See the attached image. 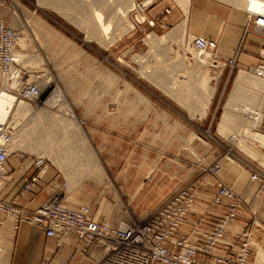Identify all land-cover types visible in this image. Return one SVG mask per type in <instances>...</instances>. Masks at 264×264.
<instances>
[{"label": "rangeland", "instance_id": "rangeland-1", "mask_svg": "<svg viewBox=\"0 0 264 264\" xmlns=\"http://www.w3.org/2000/svg\"><path fill=\"white\" fill-rule=\"evenodd\" d=\"M135 1L111 0V8L108 9L102 7L96 0H51L46 5L41 4L40 0H0L3 19L10 26L20 30V37H23L25 42L27 41L25 47L20 44L18 46V54L23 64L34 74L46 72V77L54 82L62 95V101L56 105L29 104L23 100L34 108L35 114H27L20 119L21 121L14 119L18 129L24 125L28 128L26 129L28 141H26L27 145L25 144L26 148H17L19 154L11 157L12 162L20 165V158H23L24 165H31L30 168L36 166V171L39 169L56 170L62 175L63 183L64 181L69 183L71 189L69 194L85 182L89 183L92 189L98 191L99 199L96 202L78 205L91 206L98 217L113 226L123 221L144 220L152 210L142 213L134 211L129 206L128 196L124 195L115 185L109 167L110 163L101 155L93 141L89 125L82 119L85 112L94 117V124L100 130H111L112 135L119 139L114 149L118 153L116 163L120 164V169L124 161L129 159V154H126L129 146L133 144L134 139L138 138V129L133 127L137 124L138 111L141 107L146 111L147 126L153 136L168 142L172 141L170 147L163 148L159 145L153 151L160 153L165 149V158L178 159L181 164L185 165L183 172L190 168L194 169L195 174L201 170L205 171L203 168L211 164L213 161H210L213 158H225L243 170L248 169L250 177V165L264 172V169L258 166L259 163L245 153L246 151L239 142L234 141L231 131L237 130V127L233 128L237 125L236 122L231 123V131L225 134L218 132V123L226 110L225 104L236 76L241 71L239 69H242V65L248 66L255 63L240 64L241 66L234 68L229 65L224 66L223 63L214 66L211 58L212 51L208 52L210 60L208 63L205 62L202 68L213 76L212 85H216V90L208 108L205 107L207 110L202 117L203 111L198 110H203L208 93L206 87L198 86L200 85L199 77L188 73L193 68L192 51L196 50L188 35L190 33L187 32L186 27L183 41L179 38H170L172 36L170 32L174 31L173 28L184 22L187 26L188 7L185 6L187 0H159L148 8L146 13L138 16L139 21L143 20L140 16L154 18L156 19L154 24H149L147 20L138 23L139 21L135 19V12L131 11ZM221 1L233 5L232 2ZM129 7L131 8L127 15L120 20V24H117L119 19L114 16ZM159 7H161L160 11H158ZM168 7L172 9L166 16L164 10ZM95 8H101L103 14L107 16L106 21H110L108 39L106 38L105 42L90 33L89 27L92 20H96L93 14ZM171 14L178 16L179 19L171 20ZM185 18L186 21H184ZM163 35H167V41H158L154 38ZM247 37L241 50L243 53L254 51L251 45L257 42V38ZM201 56L204 57L202 54ZM177 59H181L180 63ZM171 85L174 86L172 88L174 90L186 91L184 102L176 99L169 92L167 87ZM137 91L144 95V98ZM243 98L244 96L240 102L244 101ZM43 105L47 109H41ZM165 105H169L172 109V116L165 112ZM46 111L50 113L51 120L59 119L61 122L64 119H70L72 111L76 115L77 125L86 132L104 169H98L99 166L96 168L97 162L89 157L83 160L86 156H83L85 152L82 149H79L78 153L84 158L77 155L72 160L54 161L51 156L55 148L48 146L45 142V139L52 138V135L49 136V132L46 133L43 128L47 124H43L42 113ZM245 112L247 113V110ZM10 117L13 119L12 116ZM49 118L46 123L50 121ZM205 118L206 122L203 125ZM187 120L191 121L192 125H187ZM74 129L72 124L70 128L60 127L55 133L68 132L70 136ZM73 136L72 140L75 139ZM151 138L148 135V140ZM34 144L37 145L34 146ZM260 151L264 155L263 147ZM149 156L152 158L154 153ZM131 158L135 161L144 160L137 154ZM216 160L221 162L220 159ZM106 182H108L107 185ZM69 199H73L72 196H69ZM257 244L261 246L263 243ZM0 245L2 246V243ZM262 257L264 258V255L261 257L258 255V258Z\"/></svg>", "mask_w": 264, "mask_h": 264}, {"label": "built area", "instance_id": "built-area-1", "mask_svg": "<svg viewBox=\"0 0 264 264\" xmlns=\"http://www.w3.org/2000/svg\"><path fill=\"white\" fill-rule=\"evenodd\" d=\"M159 0H136L131 11L135 19ZM172 7L164 10L166 16ZM247 23L243 30V40L235 56L221 62L216 52L217 40L203 35L188 34L194 48L204 53L212 51L214 66H241L239 55L243 42L249 35H255L259 44L254 54V65H242V69L258 78L264 79V14L256 13L249 7L244 9ZM165 16V18H166ZM164 18V20H165ZM154 24L156 19L143 18L142 21ZM139 21L138 23H142ZM20 30L10 26L0 17V92L5 90L14 94L16 99L29 104L43 103L56 105L62 101L60 90L46 77V72L32 73L18 55ZM255 121L252 131L264 136V97L258 108L249 110ZM18 130L16 121L9 117L0 120V211L13 217L15 224L26 222L44 228L46 236L55 237L59 242L67 240L69 234L77 236L83 253L95 249L99 258L95 264H264V258H258L253 251L255 245L254 227L262 228L255 212L248 208V202L237 194L220 176L221 162L214 160L203 168L214 177L217 187L212 196L216 204L226 203L227 207L216 223L202 231H197L200 219L190 222L188 233L178 234L187 215L194 209L199 190L203 185L196 178L179 186L164 198L144 220L123 222L111 225L98 217L87 204L72 206L67 203L70 185L64 181L60 190L34 210L20 206L15 198L4 196L5 188L11 181L10 160L19 150L13 140ZM264 148V147H263ZM30 166H24L23 184L18 192L23 195L31 191L40 181L41 170L27 174ZM251 180L258 182L264 189V172L250 165ZM242 210H247L254 226L246 227L234 236L235 244L228 237V226L233 223ZM1 223V221H0ZM196 240H201L198 244ZM264 249V243L261 244Z\"/></svg>", "mask_w": 264, "mask_h": 264}, {"label": "crops", "instance_id": "crops-1", "mask_svg": "<svg viewBox=\"0 0 264 264\" xmlns=\"http://www.w3.org/2000/svg\"><path fill=\"white\" fill-rule=\"evenodd\" d=\"M158 9L160 11L161 7ZM188 13V33L217 40L216 51L221 61H226L235 55L242 44L243 30L247 23L246 12L243 8L221 0H190ZM0 17L4 18L1 11ZM170 18L173 21L179 19L174 14H171ZM249 36L257 38L255 35ZM247 38L243 42V46ZM258 44L257 38V42L251 45L254 51ZM254 51L241 52L239 55L241 64L256 63L257 57L253 53ZM165 108V112L172 116V109L169 105H165ZM82 119L89 125V131L101 155L110 163L109 167L115 185L124 195L128 196L129 206L134 211L144 213L153 210L179 186L199 177L202 179L203 185L200 187L194 209L187 215L178 234L188 233L191 229L190 222L196 218L200 219L197 231L211 228L218 217L225 212L226 203L212 202V196L217 189L214 177L203 170L195 174L193 168L183 172L185 165L181 164L178 159L165 158V149L160 153L153 151L159 145L163 148L170 147L172 141L168 142L153 136L147 126L145 109L139 107L137 124L133 127L138 129V138L134 139L133 144L129 146L126 153L129 154V159L124 161L121 169L120 164L116 163L118 153L114 149L119 139L112 135L111 130H100L94 124V117L89 113L85 112ZM205 120L206 118L203 125H205ZM186 124L192 125L189 120L186 121ZM148 135L152 137L151 140H148ZM161 142L162 144H160ZM151 153H154L152 158L149 156ZM136 154L144 160L135 161L132 159L131 157ZM216 159H220L222 163L221 178L248 202V208L255 212L264 227V189H260L258 182L251 180L248 169L243 170L225 158H213L210 162ZM22 160L23 158H20L19 165V163L14 164L11 158V181L5 188L4 196L15 198L20 206L34 210L60 190L63 178L56 170L43 169L37 186L31 191L19 195L25 166V162L23 163ZM256 161L259 163L258 166L264 169V165L260 161ZM36 170V166L29 168L27 174H32ZM69 196H72L73 199H69L68 203L78 205L96 202L100 195L97 190L92 189L89 183L85 182L77 189H73ZM0 221V243H2V246L0 245V264H95L99 258V253L95 249H91L87 254L83 253L80 250L79 239L73 233L69 234L67 240L59 242L55 237L46 236L44 228L40 226L26 222L16 225L13 217L2 211H0ZM251 226L254 225L250 213L247 210H242L238 218L228 226V237L237 244V239L234 237L236 233ZM254 240L256 244L253 246V251L260 257L257 243H264L262 228L254 227ZM196 242L200 244L201 240H196Z\"/></svg>", "mask_w": 264, "mask_h": 264}, {"label": "bare ground", "instance_id": "bare-ground-1", "mask_svg": "<svg viewBox=\"0 0 264 264\" xmlns=\"http://www.w3.org/2000/svg\"><path fill=\"white\" fill-rule=\"evenodd\" d=\"M49 1H51V0H40V3L43 5H46L49 3ZM96 1L100 2V5L102 7H106L108 9L111 8V0H96ZM226 1L232 2L233 5L235 4L238 7H241L244 9L249 7L251 10L256 11V13L264 14V0H226ZM51 5H54V4H51ZM133 5H134V2H133ZM185 6L188 7L187 8V14H189L188 11H189V6H190V0L186 1ZM130 8L131 7L127 8L126 10H121L120 12H118L119 14L117 13L118 15L114 16V17H116V19H119L117 24L121 23L120 20L124 19V16L127 15V12L129 11ZM93 14L95 15L97 21L94 19L92 20V24L89 27L90 33L92 35H95L98 39L104 40V42H105L106 38L108 39L110 21L109 22L106 21L107 16H105L103 14V11L101 10V8H95V11ZM140 19L142 20L143 16H140ZM184 21H186V18ZM126 25L128 26V24H126ZM129 27H130V24H129ZM186 27H187L186 23L184 22L181 25H178L175 28H173L174 31H173V33L170 32V34H172V36L169 35V36H171L170 38H173V39L179 38L181 41H183ZM169 36H168V38H169ZM156 37H157V35H156ZM156 37H154V38L157 39L158 41H163V40L167 41V35H163L159 38H156ZM26 42H25L23 37H20V39H19L20 45L25 47ZM208 52L207 53L206 52L201 53V52H199L198 49H196V50L193 49L192 53L194 55V62H191V64L193 65V68L190 70L188 69L189 74H192V76H198L199 77L200 85H198V86L202 87V88L206 87V90L208 93V96L206 97V100L204 101L203 110H198L200 112L203 111L202 114L200 113L202 115V117L204 116V114L207 110V109H205V107L208 108V105L210 104L212 97H213V94L216 90V85H212L213 76L208 71H206V69L202 68L203 64L205 62L208 63V61L210 60L209 59L210 53H208ZM201 54L204 55V57H202ZM21 55H22V53H21ZM187 57H188V55H187ZM166 59H168V58H166ZM183 59L185 60V56ZM169 60L170 59H168V61ZM179 60H181V59H179ZM179 60H178V63H180ZM182 62H184V61H182ZM220 64L221 63H219L218 66ZM181 76H183V75H181ZM162 81H163V78H162ZM183 81L184 80H182V82ZM173 87L174 86L171 85V86H168L167 89L169 90V92H171V94L174 95V97L176 99L184 102V100H185L184 94L186 91H184V90L181 91V90H177V89L174 90V89H172ZM137 92L140 94L139 91H137ZM141 96H142V98H144L143 97L144 95H141ZM243 96H244V98H243L244 101L240 102V100ZM263 97H264V79L258 78L253 74H248L245 71L241 70L238 73V75L236 76V80L234 82L232 91H231L230 95L228 96V100L225 104L226 110L224 111L222 118H221L220 122L218 123V132L225 134L226 132L231 131V129H232L231 123L236 122L237 125L233 126V128L237 127V130L231 131L234 141L236 140L237 142H239V144L246 151L245 153H247V155L250 158H252L254 160H259L260 163H262L264 165V155L260 151V149L262 147H264V136L256 134L255 132L251 131L252 129H250V128H252V126L255 124V121L249 115V110L258 108ZM192 105H194V104L192 103ZM241 105H243V107H241ZM41 109L44 110L47 108H46V106L43 105L41 107ZM246 110H247V113L245 112ZM34 111H35L34 108L30 107L28 105V103L16 99L14 94H10V93L6 92L5 90H2L0 92V120L1 121L8 119L10 116H12L13 119H15L16 121H19L23 116H25L27 114L34 115L35 114ZM40 111L42 112V110H40ZM194 111H195V109H194ZM195 113H197V112H195ZM38 115L41 116L40 113ZM42 117H43V124L44 123L47 124L46 127H43V128H45L46 133L49 132V136H50V134L52 135V138L50 137L49 140L45 139V142L48 144V146H54V148H55V151L53 150L54 154H52V156H51L54 161L60 162L64 159L72 160V158L77 157V155L81 156V154L78 153V151H79V149H82L85 152V154L83 156H86L85 158L81 156L82 158H84L83 160H85L86 158L87 159L91 158L92 160L97 162L98 165L95 166L96 168L98 166H99L98 169H100V170L103 168V166L100 164L101 161H100L97 153L95 152L86 132L84 130H81L79 128V125H77L76 115L72 111H71V118L70 119H64L63 122H61V120H59V119L57 121L51 120L49 118L50 113H48L47 111H46V113H42ZM48 118L50 121L46 123V120ZM72 124L74 125L75 129H74V132L70 134V136H68V132L65 134H62L59 132L55 133V131L59 130L60 127H62V129L66 128V127L70 128V126ZM19 125H20V123H19ZM26 129H28V128L25 125H24V127L23 126L19 127V129L17 130V132L15 133V136H14V140H13L14 147H16L18 149L26 148L25 147L27 145L26 141H28L27 135H26V133H27ZM46 133H44V134H46ZM72 135H74L73 137H75L74 140L71 139ZM40 136H42V135H40ZM45 138H46V136H45ZM42 139H43V137H42ZM36 145L34 144V146H36ZM76 145H78L79 147L77 148ZM38 147H39V145H38ZM40 148H41V144H40ZM83 164L86 165V163H83ZM91 165H93V164H91ZM86 168H88V167H86ZM102 171H104V170H102ZM107 183L108 182H106L105 184L107 185ZM110 185H112V183H110ZM123 222H121V223H123ZM258 248L260 249L259 252H260V257H261L263 254V249L260 245Z\"/></svg>", "mask_w": 264, "mask_h": 264}]
</instances>
